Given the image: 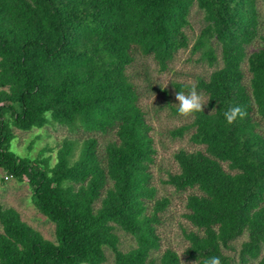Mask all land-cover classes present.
<instances>
[{
    "label": "trees",
    "instance_id": "trees-1",
    "mask_svg": "<svg viewBox=\"0 0 264 264\" xmlns=\"http://www.w3.org/2000/svg\"><path fill=\"white\" fill-rule=\"evenodd\" d=\"M257 1L0 0V173L27 182L33 205L55 226L51 241L0 203V264H105L108 252L114 264H182L175 250L162 251L161 215L171 200L158 198L152 183L153 128L130 69L144 56L168 70L189 46L195 6L205 25L193 52L216 68L194 87L207 97L203 111L170 132L189 134L200 148L177 151L178 170L164 183L188 193L187 259L264 264V34ZM256 39L263 47L249 53ZM237 105L247 116L228 124L224 112ZM48 125L77 138H65L55 156L49 146L33 157L13 150L15 130ZM122 236L134 241L127 250Z\"/></svg>",
    "mask_w": 264,
    "mask_h": 264
},
{
    "label": "rangeland",
    "instance_id": "rangeland-1",
    "mask_svg": "<svg viewBox=\"0 0 264 264\" xmlns=\"http://www.w3.org/2000/svg\"><path fill=\"white\" fill-rule=\"evenodd\" d=\"M257 6L262 23L260 33L264 34V0H258ZM203 18V13L195 6L191 11L190 24L186 29L189 46L176 54L168 70L160 72L153 58L144 56L137 57L134 66L130 69V73L134 75L135 82L140 89L141 107L153 128L152 135L157 154L155 162L151 166L152 183L157 189L158 198L168 196L171 200L168 209L161 215L162 223L159 232L162 237V251L167 248L175 250L180 255L182 264H195L193 260L187 259L185 253L189 243L184 231L193 229V226L184 218L188 193L177 192L164 182L170 173H175L178 170L174 158L177 151L181 149L194 151L200 148L190 141L189 134L183 138H173L170 132L192 121V117L185 118L178 115L175 106L178 104V101L175 100L176 93L182 91L187 95L200 78L207 79L216 68L202 60L201 52H193V47L205 25ZM261 47H263L262 42L260 39H256L248 47V51L250 53ZM217 53L220 57L218 47ZM217 66L221 67V62ZM244 70L248 79L249 72L246 63ZM178 86H183L184 89ZM198 93L202 95L206 106L207 97L201 92ZM15 133L18 138L17 142L13 143V150L21 156L31 157L38 155L47 146L54 149L52 154L55 156L57 148L65 138L76 137L67 127L54 125H48L43 130L32 132L15 130ZM103 138L108 141L112 137L109 135ZM31 195L32 191L27 182H19L14 178L7 182L0 181V203L17 209L23 221L40 231L45 238L55 241L54 224L36 209L32 203ZM245 240H247V236L240 238L235 244L236 247L239 249ZM132 244L134 241L131 237L122 236L121 248L123 250L129 249ZM105 264H114V255L111 252H108V261ZM250 264H258V261H253Z\"/></svg>",
    "mask_w": 264,
    "mask_h": 264
},
{
    "label": "clouds",
    "instance_id": "clouds-1",
    "mask_svg": "<svg viewBox=\"0 0 264 264\" xmlns=\"http://www.w3.org/2000/svg\"><path fill=\"white\" fill-rule=\"evenodd\" d=\"M175 100L178 101V104H175L178 115L185 118L203 111L205 106L202 95L195 88H192L187 95L182 91L177 92ZM246 116L247 112L239 105L233 106L224 112V118L228 124H233L237 119L242 120ZM195 264H197V261H195ZM204 264H221V260L219 257L213 256L206 259Z\"/></svg>",
    "mask_w": 264,
    "mask_h": 264
},
{
    "label": "built area",
    "instance_id": "built-area-1",
    "mask_svg": "<svg viewBox=\"0 0 264 264\" xmlns=\"http://www.w3.org/2000/svg\"><path fill=\"white\" fill-rule=\"evenodd\" d=\"M14 177L12 175H7V174H3V173H0V181L1 182H7L11 179H13Z\"/></svg>",
    "mask_w": 264,
    "mask_h": 264
}]
</instances>
